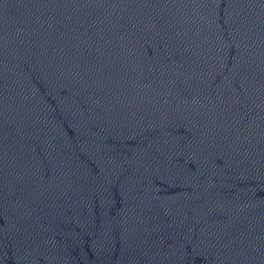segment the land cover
Listing matches in <instances>:
<instances>
[{"label":"water","instance_id":"obj_1","mask_svg":"<svg viewBox=\"0 0 264 264\" xmlns=\"http://www.w3.org/2000/svg\"><path fill=\"white\" fill-rule=\"evenodd\" d=\"M0 264H264V0H0Z\"/></svg>","mask_w":264,"mask_h":264}]
</instances>
